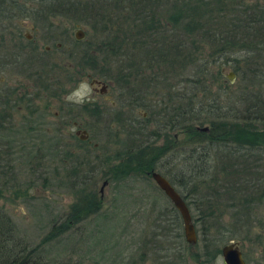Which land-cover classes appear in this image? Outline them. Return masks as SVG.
I'll return each instance as SVG.
<instances>
[{"label":"trees","instance_id":"16d2710c","mask_svg":"<svg viewBox=\"0 0 264 264\" xmlns=\"http://www.w3.org/2000/svg\"><path fill=\"white\" fill-rule=\"evenodd\" d=\"M260 1L261 3L256 1L246 4L244 0H36L34 3L36 7L32 10L34 16L31 14L29 16H32L34 20L35 34L43 44H50V49L56 52H61L63 46L58 48L57 45H63L64 37H70L63 32H54L57 21L64 20L69 25L82 24L90 27L91 33H87L84 41L77 42L70 39L72 40L71 48L68 51L63 50L69 54L68 59L77 68H72V72H91V77L94 79H107V73L111 71L114 60H119L122 70L118 80L115 81L119 84L120 90H128L126 96L128 95L129 98L133 96L132 81H135L136 85L148 84L145 79L136 80L147 70L152 75L149 81L156 80L157 84L160 83L158 81L168 83L169 73L171 79L175 76L181 79L178 86L181 88V85H185L183 92H174L176 87L174 85L163 86L166 91L164 92L165 101L162 104L157 102L159 111L154 114L157 119L165 121L159 129L160 133L154 132L145 136L143 133L133 131L127 136L128 140L121 143V151H117L112 156L105 155V157L90 155L85 164L90 167L89 172L97 167L96 165H103L105 167L103 169H106L105 178L116 183L131 178V171L139 176L150 178L152 172H158L172 186L179 187L187 206L193 208L197 214L194 222L198 227L197 230L202 233L204 256L211 259L218 251L212 252L216 246L206 235L209 234V228L214 225H207V223L213 221L219 226L224 218L216 205L223 204L224 209L238 210L231 217L235 220L232 223L234 225L232 231H227V233L232 232L231 237H233L235 234H247L248 230L244 226L250 225L248 219L255 217L249 212L257 207L258 203H264V186L257 185L259 180L256 183L258 169H264V154L259 150L264 151V108L259 109L258 106L246 103L251 92L247 86H244L241 94H238L241 109H236L234 113H227L228 115L217 112L220 96L222 97L231 83L220 71L213 72L209 68L229 52L243 51L256 58H259L261 54L263 57L264 0ZM0 3L3 4L4 0H0ZM212 11L218 19L224 20L230 17L232 23L226 25L224 21L203 22L205 17L202 15L210 14ZM8 22L6 7L0 5L1 43L8 41L7 39L4 41L3 38L9 29L8 25L4 26V24ZM14 32L17 36L13 41H17L18 44L11 49L6 47L7 44L4 47L0 46V70L5 69L7 60L11 57L17 60L25 56V63L20 67L24 69L27 80L35 77L37 85L33 93L29 92L25 86L20 89L6 88L0 83L2 190L10 182L19 179L11 164L14 152L11 137L8 136L12 128L10 127L12 112L20 111V109L27 111L28 114L22 117V122L28 132H35L36 127L38 130L42 127H39L41 118L47 117L33 118L38 112L35 101L60 99L62 97L59 93L60 88L64 89L67 83H73L76 80L75 76H68L67 83L64 84L59 78H54L53 73H68L71 69L61 60L57 62L50 57L52 61L49 62L50 53L46 51V46L41 52L36 48L28 52L27 47L21 42L26 39L21 29L15 28ZM8 33L11 35L12 32ZM238 39H243V42L235 46ZM186 40L190 43L188 44ZM128 44L129 46L131 44L129 51L132 54L127 51ZM205 47L209 48L207 56H204ZM194 55L195 58L190 60ZM127 65L130 67V74L124 73L123 67ZM186 68L187 72L192 71L193 75L184 77L185 71L182 70ZM153 70L163 71V73L158 75L153 73ZM178 70L181 72L177 73ZM240 72L242 71L234 70L236 76L242 75ZM251 73L254 79L256 70ZM250 83L254 85L253 82ZM212 88H215L214 93H211ZM46 107V111L49 110L48 106ZM84 108L89 116L98 117L100 114L95 104H88V107L84 106ZM149 108L152 109L151 105L144 103L142 96L130 102L132 112ZM44 113L46 112L41 114ZM130 127L132 130L135 126ZM142 127L141 125L137 128L143 129ZM204 128L207 130L203 131ZM145 129L147 127L143 130ZM231 129H237L236 134H232ZM171 134L184 135V138L176 142L175 136ZM163 140L165 141L163 144H157ZM185 146L192 149L179 160L177 155H182L181 152ZM91 149L95 151L98 147H91ZM166 151L170 156L175 154L171 156L174 160L168 162L167 167L158 163L161 158L166 157ZM212 152L214 155H211ZM177 161L188 166L187 175L180 171L182 176L179 180L175 177L174 171V163ZM209 163L214 164L213 167ZM71 173L74 174L75 171L72 170ZM262 177L263 181L264 176ZM260 184L263 185V183ZM201 190L202 193H200ZM88 196H90L89 206L83 208L78 204L74 205L70 215L62 224V229L70 228L73 221L77 222L76 220L81 216L86 215L83 213L94 212L100 205L96 203L91 192ZM173 213L179 216L175 210ZM259 224L264 225V216L259 220ZM51 237L52 235H49L46 239L49 240ZM241 239L243 238L238 241ZM187 248H190L189 244L186 246V251ZM38 251L37 248H30L18 238L12 219L0 205V264H42ZM185 257H188L187 253ZM189 257L196 261V254L193 251H190Z\"/></svg>","mask_w":264,"mask_h":264},{"label":"rangeland","instance_id":"374dc122","mask_svg":"<svg viewBox=\"0 0 264 264\" xmlns=\"http://www.w3.org/2000/svg\"><path fill=\"white\" fill-rule=\"evenodd\" d=\"M35 1L4 0L3 4L0 3V5L6 7V20H9L8 23L4 24V26L8 25L9 29L3 36L4 41L6 39L8 41L7 43L0 42V46L4 47L7 44L6 47L11 49L18 44L17 41L13 40L17 36L14 34L16 32H14V29L19 28L26 38L21 40L22 45L27 47L28 52H32L31 50H35V48L41 52L45 46L50 48L51 45L43 44L34 31V20L31 17L34 16L32 10L36 7ZM244 1L246 4L255 3L256 1L261 3L260 0ZM30 14L31 17H29ZM202 17H205L203 22L220 23L224 21L226 25L232 23L230 17H226L224 20L218 19L213 11L210 14H203ZM8 32H12L11 35H8ZM54 32H63L70 36L64 37L63 45L59 46H63L61 52H56L52 48V50H48L50 53L48 59L51 57L57 62L61 60L71 69L68 73L55 72L53 77L59 78L60 82L63 81L64 84L67 83L68 79L66 78L68 76L73 75L76 78L73 83H67L64 89L60 88L59 93L64 96L76 89L81 81L87 80L90 83L91 79H94L91 77V72H72L73 69L77 68L68 59L69 54L63 51H68L71 48L72 44L70 42L72 40L70 39L75 40V34L82 33L83 38L81 41H84L87 38V33L89 34L91 31L88 26L82 24L69 25L61 20L56 22ZM186 42L190 43L188 40ZM237 42L235 46L240 45L243 39H238ZM188 44L187 46H189ZM130 47L131 44L130 46L128 44L127 51ZM208 51L209 48L205 47L204 56L208 55ZM128 53L132 54L130 51ZM135 58H137L136 55ZM194 58L195 55L190 60ZM24 60H26L25 56L17 60L12 57L8 59L5 69L0 70V83L6 88L20 89L25 86L29 92L34 93L37 81L35 77L28 80L25 78L26 73L20 67L25 63ZM51 61L49 59V62ZM121 66V61L114 60L111 71L107 73V79L99 80L109 86L106 94H100V88H98L95 93L92 92L90 99L82 104V106H88L89 103L97 105L100 112L98 117L86 114L85 108L82 106H74L71 110L74 121L89 134L88 139L91 145L87 147L88 153H85L84 150H78L77 147L86 144L81 143L75 137L71 138L74 147L73 152H68L66 148H61L60 151L56 150L57 137L51 125H54L55 122L58 124V120L54 118L53 114L60 112V102L54 99L48 101L38 99L35 101L38 112L33 118H37V115L44 111L48 114L45 119L41 118L43 124L48 123L47 127L40 128L41 131L38 130V127H36L35 132L30 133L27 131L22 122V117L28 114L24 109H20V111H17L18 113L12 112V124L10 125L12 128L9 131L11 133L7 132L9 138L11 137L14 152L13 163L11 164L19 179L10 182L3 190L0 183V205L12 219L18 238L23 240L30 248L39 250L42 264H197L189 256L190 251L195 252L200 246L199 237L196 246L187 248L188 257L179 259L177 255L181 251L180 246L182 245L185 248L187 246L183 235L182 220L180 216H175L171 212V204L150 177L139 176L136 172L131 171V178L116 183L113 180H107L103 173L105 167L96 165V163H92V165L97 167L88 172L90 167L85 164L86 159L83 157L86 154L100 157H105L108 154L112 156L117 151L122 150L120 148L121 143H125L128 140L127 136L131 135L133 131L139 134L143 133L145 136H149L154 132L160 133L159 129L162 128L165 121L157 119L154 114L159 111L158 103L162 104L165 101L164 92L166 91L163 86L168 84L176 86L174 92H183V89H185V85H181V88L178 86L181 80L178 76L171 79L168 70L169 82L158 81L160 82L158 84L155 83L156 80L155 82L149 81L152 75L147 70L143 76L137 77L136 80L142 78L148 84L138 83L136 85V82L132 81L131 86H134V89H132L133 96L129 98L128 95L126 96L128 90H120L119 84L115 81L118 80L120 70H122ZM123 68L124 73L130 74L128 65ZM209 68L213 72L220 71L228 82L230 73L234 74V70L242 71L240 72L242 75H235L234 82L230 84L222 97L220 96L217 112L228 115L234 113L236 109H241L238 94H241L240 92L244 86H247V89L251 92L246 103L258 106L259 109L264 108V54L263 57L261 54L259 58H256L243 51L229 52L223 55L214 66L213 64L210 65ZM254 70H256V73L253 79L251 71ZM153 71L158 75L163 73V71ZM182 71H185L184 77L193 75L192 71L187 72V68ZM180 72L178 70L177 73ZM228 82L224 81L226 84H229ZM250 82H253L254 85ZM214 90L215 88H212L211 93H214ZM138 92L140 93L139 96L149 102L148 104L151 105L152 109H135L134 112L130 110V102L136 98ZM157 100L160 101L157 103ZM46 106L49 109L47 111ZM132 125L135 127L131 130L130 126ZM141 125L143 129L145 127L147 129H138L137 127ZM137 129L138 131H136ZM231 131L232 134H236L237 129H231ZM171 135L175 136L176 142H180L184 138V135ZM161 143L163 141L157 144ZM91 147H98V149L93 151ZM191 149L185 146L181 152L182 155H177L178 159L181 160L185 157V153L187 154ZM259 150L264 154V151ZM211 155H214V153L212 152ZM171 156H175V154H171ZM171 156H167L168 162L174 160ZM168 162L165 163L166 167L169 164ZM77 164L78 166H76ZM209 164L211 167L214 165ZM174 165L177 180L182 176L181 173L187 175L188 166H184L178 161ZM72 170L75 171L74 174L71 173ZM258 170L256 183L259 180L257 185L262 187L264 186V180L262 181L264 169L259 168ZM104 181H108V184H104ZM260 183H263V185ZM176 189L181 192L179 187H176ZM89 192H91L92 197H95L96 203L100 205L97 206L94 212L83 213L86 215L81 216L80 219L76 220L77 222L73 221L70 228L62 229L61 226L70 215L74 205L78 204L83 208L89 206ZM200 193H202V190ZM223 206V204L216 205L224 216L222 223L218 226L215 222L209 221L207 225L214 226L209 228V234L206 236L212 239L214 245L219 249L230 242H239L242 251H249L247 254L249 264H253V259L258 264L262 258L261 247L264 245V228L261 227L264 225L259 224V220L264 216V203H258L257 207L249 212L255 217L248 219L250 225L244 226L248 230L247 234H235L233 237H231L232 232L227 233V231L233 229L234 225L232 223L235 220L231 217L238 210L233 208L224 209ZM189 209L194 222L197 214L193 208L190 207ZM195 228L198 229L196 224ZM241 230L244 231L242 228ZM49 235H52V237L48 240L46 238ZM239 237L243 239L238 241Z\"/></svg>","mask_w":264,"mask_h":264},{"label":"flooded vegetation","instance_id":"af4514ba","mask_svg":"<svg viewBox=\"0 0 264 264\" xmlns=\"http://www.w3.org/2000/svg\"><path fill=\"white\" fill-rule=\"evenodd\" d=\"M27 38H29V37H27ZM59 46L60 45H57V47L59 48ZM48 48V49H47ZM45 49H46V51H48L50 48L49 47H45ZM235 75V74H234ZM92 82H95V83H92ZM90 85L91 86H93V91H94V93L97 91V89L98 88H100V91H99V93L100 94H106V91H107V89H108V85L107 84H105L104 82H101V81H99V80H97V79H91V82H90ZM7 88H10V87H7ZM68 95V94H67ZM67 95H64V96H62L60 99H55V101H58V102H60L61 103V105H60V112H57V113H55V114H53V116H54V118L56 119V120H58V124L55 122V124L54 125H51V127H52V129L55 131V135H56V137H57V142H56V150L57 151H60V149L61 148H66V150L68 151V152H73L74 151V147H73V144H72V140H71V138L72 137H75V138H77L81 143H83V144H86V145H83L82 147H77L78 148V150H84L85 151V153L87 152V147L88 146H90L91 144H90V141H89V139H88V132L84 129V128H80L78 125H77V123L74 121V115H73V113L71 112V110H72V108L74 107V106H82V105H80V104H75V103H70V102H66V100H65V97L67 96ZM139 95H140V93L138 92L137 94H136V98H134V99H136V100H138L139 99ZM160 101V100H159ZM158 100H157V102H159ZM144 103H149L148 101H146L145 99H144ZM90 104V103H89ZM82 107H84V106H82ZM86 107H88V106H86ZM46 113H44V114H39V115H37V116H48V114H46ZM117 116V115H116ZM43 119H45L46 117H42ZM50 125V124H49ZM47 127L48 126V123H44L43 124V122H40V124H39V127ZM165 141L163 140V143H164ZM162 143V144H163ZM72 147V148H71ZM88 153V152H87ZM166 157L164 156L163 158H161L159 161H158V163L160 164V165H163V166H165V163L166 162H168V160H167V155L169 154V153H167V151H166ZM86 160H88L89 159V157H90V154H86L85 156H83ZM104 164H105V162H104ZM105 170V169H104ZM103 170V173H104V175L106 174V171H104ZM89 172V171H88ZM158 173V172H157ZM170 183V182H169ZM104 184H108V181H104ZM174 187V186H173ZM174 189H175V191L178 193V195L182 198V200L185 202V204H186V201H185V199L183 198V196L180 194V192L174 187ZM162 193V192H161ZM163 194V193H162ZM164 195V194H163ZM165 196V195H164ZM166 197V196H165ZM167 198V197H166ZM167 200H168V202L171 204V206H172V208H174L173 207V205H172V203L170 202V200L167 198ZM187 205V204H186ZM172 211L171 212H173L174 210L177 212V210L176 209H171ZM178 213V212H177ZM262 228H264V226H261ZM264 230V229H263ZM196 235H197V241H196V243H195V246L198 244V237H199V243H200V246L198 247V249L197 250H195V254H196V263L197 264H215V261H216V259H217V257H223L222 256V249L224 248V247H226V246H228V245H234L233 246V250H237V251H239L240 252V254H241V258H242V260H243V262H244V264H249V258L247 257V254H248V252L249 251H242L241 250V245L239 244V242H230L229 244H227V245H224L223 247H221V249H219V247H215V248H213L214 250H212V252L213 251H218V253L216 252V254L214 253V257H213V259H211V258H209V257H205L204 256V248H203V242H202V233L200 232V231H198V230H196ZM212 244H215L213 241H212ZM181 245V244H180ZM191 246V245H190ZM181 247V251H179V253H178V255H177V257L179 258V259H183V258H185V256H186V248L185 247H183L182 245L180 246ZM191 247H193V246H191ZM211 251V250H210ZM211 252V253H212ZM184 255V256H183ZM246 255V256H245ZM261 256H262V258L260 259V262L258 263V264H264V245H262V247H261ZM255 260L253 259V264H256L255 262H254ZM224 264H226L225 263V261H224Z\"/></svg>","mask_w":264,"mask_h":264},{"label":"water","instance_id":"95a60500","mask_svg":"<svg viewBox=\"0 0 264 264\" xmlns=\"http://www.w3.org/2000/svg\"><path fill=\"white\" fill-rule=\"evenodd\" d=\"M83 38V34L78 32L75 34V39L77 41H81ZM48 49V48H47ZM235 79V75L230 73L228 76V80L230 83H233ZM95 83V82H92ZM207 129L204 128L203 131ZM152 180L155 182L157 187L164 193V195L171 201L174 208L178 211L182 224H183V233L185 241L189 245H194L197 241V235L195 231V227L192 223V218L190 211L182 200V198L178 195L172 185L160 174L152 173L151 174ZM234 245H228L222 249V256L226 264H244L241 254L237 250H233Z\"/></svg>","mask_w":264,"mask_h":264},{"label":"clouds","instance_id":"9594fccd","mask_svg":"<svg viewBox=\"0 0 264 264\" xmlns=\"http://www.w3.org/2000/svg\"><path fill=\"white\" fill-rule=\"evenodd\" d=\"M93 87L87 80L81 81L76 89L70 92L66 97V102L82 105L88 101L92 95ZM215 264H224L223 257H217Z\"/></svg>","mask_w":264,"mask_h":264}]
</instances>
